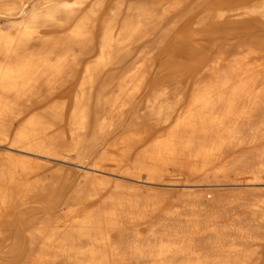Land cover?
I'll use <instances>...</instances> for the list:
<instances>
[{
  "label": "bare ground",
  "instance_id": "obj_1",
  "mask_svg": "<svg viewBox=\"0 0 264 264\" xmlns=\"http://www.w3.org/2000/svg\"><path fill=\"white\" fill-rule=\"evenodd\" d=\"M184 1L0 0V264L9 254L17 264H264L257 190L220 196L219 183L189 179H227L251 154L260 166L245 183L264 172V0H198L190 20L173 21L195 30L188 69L158 73L149 56L109 89L118 54ZM71 84L68 115L62 104L24 115V102ZM139 99L156 129L138 115L117 132ZM71 156L89 162L83 181L47 180L43 168ZM171 168L181 184L163 177ZM41 200L60 209L40 218L25 208Z\"/></svg>",
  "mask_w": 264,
  "mask_h": 264
},
{
  "label": "rangeland",
  "instance_id": "obj_2",
  "mask_svg": "<svg viewBox=\"0 0 264 264\" xmlns=\"http://www.w3.org/2000/svg\"><path fill=\"white\" fill-rule=\"evenodd\" d=\"M117 1L118 0H109L110 6H113ZM198 6V0H185L182 11L179 12L176 17L163 21L162 23L153 27L150 31V35L138 43L130 52L127 51L119 53L117 56V62L112 65V69H114L111 70V73H113V80L109 89L114 87L116 82L127 72L128 69L134 66L138 60L149 56H153L155 58V67L158 73L164 71L165 68H167L170 72H173L178 68L181 69L182 66L188 69L189 63L184 58V56L186 53L191 52L194 49V47L192 49L190 46V44L193 43L192 37H190V35L195 30L190 29V25L187 24L184 31L180 33V31L176 30V28L173 26V21L180 18V16L183 14H185L187 16L186 18L190 20L192 12L195 11ZM2 24H5V21H3ZM205 41H207L208 44L211 43L209 40L205 39ZM204 52H207L206 48L204 49ZM74 88L75 84L59 88L51 96H48V92H44L40 98L42 99V104L24 102V115L28 117L34 113L45 114V109L53 104L65 105V107H67L65 109V114L68 115L70 112L69 108L73 100ZM143 105V99H139L135 101L133 106L126 107L119 113V117L116 119V126H118L117 132H121L124 127H126L130 122L134 121L135 117L138 115L140 116L138 120L141 124L152 130L156 129L153 116L151 115L150 111H143ZM93 111L95 113L103 112L102 108L99 106L97 107L96 101L93 103ZM10 129L12 130L13 127ZM61 137L63 138V136ZM113 137L114 136H112V134H107L103 138L101 137L100 139L96 140L91 148L92 156H99L104 151L106 145L113 139ZM68 141L69 140H66V142ZM1 148L2 147H0V150ZM87 163L89 162L80 164L79 160L75 156H71L70 159L66 161H63L62 159L54 160L53 163L45 166L43 171L49 175L47 180H52L51 176L53 175H59V177H66L68 179V183H76L79 180L83 181L84 172L88 168L86 165ZM259 166V159L251 154L247 158L244 166L239 170L231 171L229 173V178L227 179L224 178L223 175L215 176L213 173L205 177L191 176L189 179L199 181V183L205 180L212 184L219 183V185H215L214 188L220 194V196H231L234 194L233 190H257L256 193H248V196L252 198L255 196L264 198V172L259 174V180L255 184L248 185L245 183L249 180H255L254 171H257ZM181 172L182 170L179 168H171L170 171L165 173L163 177L167 180H170V182L181 184L186 179L185 176L180 175ZM234 179L239 180L241 183L233 185L232 180ZM163 188H165V190L173 191L176 194L182 190L180 185H164ZM67 189L70 191L69 187ZM58 194L61 196V193ZM58 199L60 200L61 197H58ZM52 205L53 204L50 203V201L41 200L39 202H31L27 204V207L25 208H27L29 212H32L33 214L42 218L48 215V210L55 212V210L60 209L58 208L54 210ZM19 209L22 208L20 207L17 210ZM237 209H239V207H237ZM155 216L157 215H153V217ZM10 255L11 254L8 256L10 257ZM9 257L3 259L5 261L4 264H17L16 259L11 260Z\"/></svg>",
  "mask_w": 264,
  "mask_h": 264
}]
</instances>
